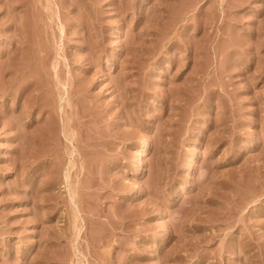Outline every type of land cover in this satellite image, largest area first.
Here are the masks:
<instances>
[{
	"label": "rangeland",
	"instance_id": "1",
	"mask_svg": "<svg viewBox=\"0 0 264 264\" xmlns=\"http://www.w3.org/2000/svg\"><path fill=\"white\" fill-rule=\"evenodd\" d=\"M0 264H264V0H0Z\"/></svg>",
	"mask_w": 264,
	"mask_h": 264
},
{
	"label": "bare ground",
	"instance_id": "2",
	"mask_svg": "<svg viewBox=\"0 0 264 264\" xmlns=\"http://www.w3.org/2000/svg\"><path fill=\"white\" fill-rule=\"evenodd\" d=\"M150 150V143H149V141H146L145 142V144H144V147L142 148V151H141V154H140V156H139V158H138V163H137V165L138 166H141L140 168L142 169V165H143V163H144V158H143V156H144V153L145 152H148ZM141 171V170H140Z\"/></svg>",
	"mask_w": 264,
	"mask_h": 264
}]
</instances>
